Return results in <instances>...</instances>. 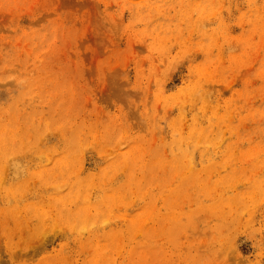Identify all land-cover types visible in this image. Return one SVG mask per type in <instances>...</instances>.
Segmentation results:
<instances>
[{
    "label": "rangeland",
    "instance_id": "1",
    "mask_svg": "<svg viewBox=\"0 0 264 264\" xmlns=\"http://www.w3.org/2000/svg\"><path fill=\"white\" fill-rule=\"evenodd\" d=\"M0 264H264V0H0Z\"/></svg>",
    "mask_w": 264,
    "mask_h": 264
}]
</instances>
